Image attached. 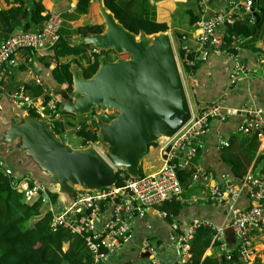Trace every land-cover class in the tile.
<instances>
[{
  "label": "built area",
  "instance_id": "2783aa9c",
  "mask_svg": "<svg viewBox=\"0 0 264 264\" xmlns=\"http://www.w3.org/2000/svg\"><path fill=\"white\" fill-rule=\"evenodd\" d=\"M212 1L198 0V3L200 7L205 8L210 6ZM252 6H254L253 0H244L233 3L228 10L215 11L212 15L202 16L197 27L202 60H207L206 48L218 47L223 44L225 38H231L235 42L239 39L236 33L228 31L227 25L239 18L240 15H237L235 10L239 11L244 7L246 11H250ZM47 16L39 31H19L1 42L0 67L15 64L16 54L22 49L40 51L54 46L59 41L63 24L62 14L50 12ZM236 49L238 50L239 47L237 46ZM100 52L101 50L95 47L90 59L94 61L95 55ZM233 55L237 60L238 52ZM237 68L242 73L248 72V68L240 63ZM36 82L44 89L41 95L32 96L27 92L26 86L21 85L10 94V101L27 114L32 112L34 114L31 115L36 118L46 120L54 129L59 122H65L61 103L51 90L45 87V83L40 78ZM1 87L0 77V98ZM236 112L243 116L239 126L240 131L245 134L258 131L259 139L264 140V106L251 104L231 108L217 101H211L205 103L197 112L193 110L191 119L173 137L158 142L163 161L158 172L137 177L129 175L124 177L122 184L101 189L75 186L73 198L64 204L59 203V198L57 201H52L51 198L52 193L60 195L58 185L30 175H18L12 168L6 167L1 159L0 169L11 178L14 188L26 192L29 200L37 195L44 196L52 212L51 226L54 230L64 225L71 232L82 235L94 257L95 264L100 259L106 262L108 257L123 249L133 238L131 221L134 217L144 218L151 210H158L161 216L168 217L167 212L160 210L158 206L167 199L180 197L183 193L178 172L191 165L197 152V141L207 134L213 119L226 120L230 114ZM99 115L94 109L93 113L85 115L87 123L94 124L98 129L96 122ZM68 130L67 128L61 135L58 134L65 142H68ZM96 144L97 142L92 145ZM198 178L208 183V190L203 193L201 199L224 207L230 225L239 237V243L234 248H226L224 227L208 219L193 218L181 225L175 221L174 229L165 244L156 243L149 236L140 240V252L146 254L142 264H193L191 241L195 232L202 227L213 231L212 245L218 242L228 261L233 260V251L236 250L244 264L255 263L251 235L255 230L264 227V168L260 171L250 170L238 181L223 176L221 184L209 171L196 172L193 179ZM243 194H248L250 199L247 207L241 204ZM95 220L101 224V228H97Z\"/></svg>",
  "mask_w": 264,
  "mask_h": 264
},
{
  "label": "crops",
  "instance_id": "0c3cea01",
  "mask_svg": "<svg viewBox=\"0 0 264 264\" xmlns=\"http://www.w3.org/2000/svg\"><path fill=\"white\" fill-rule=\"evenodd\" d=\"M148 1L152 5L150 17L167 25L166 31L170 33L176 47L181 45L187 50L193 48L199 50L197 27L202 16L204 14L212 15L215 11L228 10L233 6V3L244 0H213L210 6L205 8L200 7L198 0ZM253 1L260 17L257 18L254 14V20L250 17L249 23H254L256 19L257 26L253 36L244 39L240 44L237 50L239 54L237 60L233 55L234 53L223 44L218 47H208L206 48L208 51L207 60H203L196 73L187 76L192 93V95L190 94L192 108L196 107V110H199L205 103L211 101H217L231 108H240L243 105L251 104L264 106V13L262 12L264 0ZM17 2V0H0V10L8 9ZM78 2L79 0H43L46 7L44 15L50 12L62 14L63 24L60 37L62 36L71 44H73L71 41L73 38L85 36L79 28L89 24L104 25L97 2L91 0L89 11L85 14H77ZM235 12H239L240 18L244 14L245 16L248 15V11L244 7H241L239 11L235 10ZM9 37L0 30V44ZM94 48L95 46L92 45L88 47L89 56L93 53ZM103 55L118 56L112 51H103ZM76 60L78 57L74 55L55 56L51 48L40 51L22 49L16 54L15 64L0 67L2 82L0 133L10 125L11 120H19L26 114L22 108L10 101L9 96L12 92L19 86L25 85L27 92L36 96L37 92L41 90V85L36 82L38 78L47 84L48 89L51 90L50 78L54 77L57 80L53 71L55 66L60 63L71 62V65L81 67ZM85 61L81 60L83 63ZM238 63L246 66L248 72L242 73L238 70ZM61 84L66 87V84ZM242 118V114L236 112L230 114L226 120L213 119L207 134L197 141V152L191 161V165L186 169H194L201 173L209 171L219 184L222 183L223 176L233 178L227 159L234 156L236 152L224 153L223 146L224 143L230 141L232 135L240 132L239 126ZM66 120L68 122L67 118ZM12 146L0 139V159L6 167L12 168L18 175H30L33 178L49 182L47 174L42 172L23 151ZM258 154L261 155L260 161L252 165L249 171H260L264 168V140H260ZM145 156L142 160L143 173L158 172L163 164L159 144L151 145ZM189 178V185L182 184L183 193L180 197L184 206L179 215L171 220L161 216L158 210H151L144 218L134 217L131 221L133 238L125 244L123 249L108 257L106 264H142L146 254L140 252L139 242L143 237L149 236L154 242L165 244L174 229L175 221L181 225L193 218L208 219L219 226H223L226 248H234L239 243V237L230 225L224 207L201 199L203 193L208 190V183L201 178L194 180L191 175ZM58 198L61 204L71 200L62 192ZM249 203L248 194H243L241 204L247 207ZM253 235V238L257 239L254 244L255 259H260L264 264V227L255 230ZM205 254L221 257L224 255V251L219 245H211ZM240 264L244 263L241 262Z\"/></svg>",
  "mask_w": 264,
  "mask_h": 264
},
{
  "label": "water",
  "instance_id": "95a60500",
  "mask_svg": "<svg viewBox=\"0 0 264 264\" xmlns=\"http://www.w3.org/2000/svg\"><path fill=\"white\" fill-rule=\"evenodd\" d=\"M93 1L98 3L104 30L71 41L118 56H100L99 67L89 78L80 66L71 65V92L54 77L50 89L62 111L77 115L94 109L99 112L97 144L72 146L46 120L27 113L11 120L0 133V139L23 151L49 176V183L58 185L71 199L75 186L101 189L117 184L118 170L139 176L152 143L173 137L193 112L170 33L141 31L137 35L116 19L104 0ZM251 12L260 17L255 6ZM101 115L108 121L101 120ZM95 224L101 228L97 220ZM96 264L106 262L100 259Z\"/></svg>",
  "mask_w": 264,
  "mask_h": 264
},
{
  "label": "trees",
  "instance_id": "16d2710c",
  "mask_svg": "<svg viewBox=\"0 0 264 264\" xmlns=\"http://www.w3.org/2000/svg\"><path fill=\"white\" fill-rule=\"evenodd\" d=\"M17 1V4L8 9L0 10V30L8 36L19 31H39L48 17L43 14L46 10L43 0ZM90 3L91 0H79L76 13H87ZM104 3L127 30L137 35L141 31L151 34L167 30L165 23H159L150 17L152 5L148 0H104ZM247 13V16L245 14L242 18L239 16L227 25L228 31L236 33L239 37L236 42L231 38L223 39V45L233 53L237 52V46L239 47L244 39L253 36L257 26L256 19L254 23H249L250 17L252 19L253 16L251 10ZM79 30L86 36L102 32L104 25L89 24ZM90 46L89 44L73 45L61 36L59 41L50 48L55 56L74 55L78 57L77 63L81 65L84 76L89 78L97 71L99 57L103 55L101 50L100 54H94L95 59L92 61L87 50ZM176 51L186 77L196 73L203 62L200 51L194 48L187 50L181 45L176 47ZM81 60L86 61L83 63ZM70 66L71 62L60 63L53 71L57 80L66 84V88L71 92L73 82ZM45 87L48 89L47 84ZM43 92L44 89L41 86L37 95ZM63 116L65 122H59L54 127L57 134L61 135L67 128L74 129V136L78 139L80 147L90 146L99 141L98 129L94 124L87 123L85 115L78 116L63 111ZM156 144L158 143H152V145ZM259 146L258 131L248 134L240 131L232 135L230 141L224 144V153L236 152L234 156L227 159L234 181L241 180L250 167L260 161ZM196 172L194 169L187 170L186 168L179 170L181 183L189 185L190 175L193 178ZM142 175L144 173L141 166L140 176ZM124 177H129V174L125 170H118L117 185L122 184ZM58 197V193H52V201H57ZM181 199V197L167 199L159 206V209L166 211L167 218L172 220L179 215L184 206ZM51 221L52 212L44 196L37 195L29 200L26 192L14 188L11 178L0 169V264H95L94 257L82 235L71 232L64 225L54 230ZM253 236L252 234L254 245L257 239ZM212 237L213 231L206 227L199 228L195 232L190 248L193 264H240L242 262L236 250L233 251L232 261H228L225 255L221 257L206 255V250L212 245ZM254 264L263 263L260 259H256Z\"/></svg>",
  "mask_w": 264,
  "mask_h": 264
},
{
  "label": "rangeland",
  "instance_id": "374dc122",
  "mask_svg": "<svg viewBox=\"0 0 264 264\" xmlns=\"http://www.w3.org/2000/svg\"><path fill=\"white\" fill-rule=\"evenodd\" d=\"M175 48H176V45H175ZM109 57L114 59V58H116L117 56H115V55H113V56L109 55ZM178 59H179V64H180V66H181V70H182L183 78H184L185 85H186V89H187V92H188V96H189V99H190V94L192 95V93H191V90H190L189 80H188V78L186 77V75H185V73H184V71H183V69H182L181 60H180L179 57H178ZM193 110H194V112H197V111H198V110H196V107H194ZM78 116H84V115H78ZM100 118H101V120H103L104 122H107V121H108L107 118H105L103 115H101ZM73 134H74V129H70V130L68 131V142H69L72 146L78 147V146H79V143H78L79 141H78V139H77L75 136H72ZM147 153H148V152H147ZM147 153H146V154H147ZM146 154H145V155H146ZM145 158H146V156H145ZM107 262H108V261H107Z\"/></svg>",
  "mask_w": 264,
  "mask_h": 264
}]
</instances>
